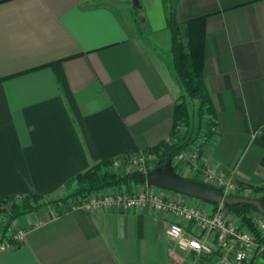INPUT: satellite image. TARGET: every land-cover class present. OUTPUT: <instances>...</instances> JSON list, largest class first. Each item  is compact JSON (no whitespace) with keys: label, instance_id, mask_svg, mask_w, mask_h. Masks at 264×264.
Wrapping results in <instances>:
<instances>
[{"label":"crops","instance_id":"0c3cea01","mask_svg":"<svg viewBox=\"0 0 264 264\" xmlns=\"http://www.w3.org/2000/svg\"><path fill=\"white\" fill-rule=\"evenodd\" d=\"M173 3L178 22L205 15L203 76L218 133L203 145L202 160L264 187V0ZM138 4L0 0V200L62 196L96 162L50 62L60 60L98 161L179 136L170 132L183 88L172 67L164 2ZM128 170L122 163L115 172ZM111 188H153L196 207L214 204L146 183L99 192ZM174 219L148 207L59 212L51 204L16 218L4 233L0 225L1 239L28 228L21 243L0 251V264H178L182 252L164 233ZM251 264H264V257Z\"/></svg>","mask_w":264,"mask_h":264},{"label":"built area","instance_id":"2783aa9c","mask_svg":"<svg viewBox=\"0 0 264 264\" xmlns=\"http://www.w3.org/2000/svg\"><path fill=\"white\" fill-rule=\"evenodd\" d=\"M211 131L216 136L217 125H213ZM211 138L200 135L198 143L187 146L170 159L172 166L177 171L181 167L185 170L183 172L190 175L188 177L219 187L224 193L254 196V188L235 179L233 173L225 176L212 162L202 160L203 145ZM148 161L156 163V156L148 151H139L114 158L108 166L115 171L122 163H126L145 174L152 168L147 166ZM105 207L118 211L148 207L173 216L175 219L167 224L164 233L177 250L195 257L189 264H200L206 260L213 264H248L253 258L264 257V214L258 211L251 213L254 230H250L230 221L222 202L214 203L210 208H200L191 205L187 197L165 198L153 188L127 194L109 189L85 197H72L65 210L82 208L94 211ZM27 230L25 226L18 227L3 237L0 251H7L14 244L21 243Z\"/></svg>","mask_w":264,"mask_h":264},{"label":"trees","instance_id":"16d2710c","mask_svg":"<svg viewBox=\"0 0 264 264\" xmlns=\"http://www.w3.org/2000/svg\"><path fill=\"white\" fill-rule=\"evenodd\" d=\"M163 2L166 11L165 23L169 34L172 67L183 88V93L179 94L175 99L170 132L171 137L178 134L179 136L174 141H161L146 150L156 156L154 166L162 165L166 160L172 159L180 150L198 143L200 135H205L206 137L215 136L211 131V127L216 125L214 108L203 76L205 15L189 18L184 22H178L176 19V6L173 0H163ZM48 65L54 70L69 108L83 132L88 150L96 161L86 170L76 174V186L60 196L58 200L62 202L68 196L77 197L97 193L106 187L145 183V174L143 172L137 170H128L123 173L115 172L106 169L109 165V160H97L96 153L82 122L78 106L61 68L60 60L50 62ZM188 99L196 100V104L191 109L188 105ZM180 123L184 126V131L181 134L176 128ZM173 168L178 172L175 166ZM193 178L196 179L195 177ZM253 188L257 191L264 189V187ZM260 196L264 199V194ZM19 199L18 201L16 196L10 195L0 200V204H8L5 207H0V213L6 217L3 224V233L16 218L47 205V202L44 201L45 198L37 192H29L19 197ZM54 202L49 201L48 204H53ZM224 207L229 213L235 215L245 227L254 230L251 213L257 210L253 204L233 202L225 203ZM248 264H251V262Z\"/></svg>","mask_w":264,"mask_h":264},{"label":"water","instance_id":"95a60500","mask_svg":"<svg viewBox=\"0 0 264 264\" xmlns=\"http://www.w3.org/2000/svg\"><path fill=\"white\" fill-rule=\"evenodd\" d=\"M138 6V0H132ZM145 183L161 189L175 191L189 197L208 203L247 202L253 204L256 210L264 214V199L261 197L241 196L224 193L222 189L205 181L183 176L176 172L170 159L162 165H157L145 173Z\"/></svg>","mask_w":264,"mask_h":264},{"label":"rangeland","instance_id":"374dc122","mask_svg":"<svg viewBox=\"0 0 264 264\" xmlns=\"http://www.w3.org/2000/svg\"><path fill=\"white\" fill-rule=\"evenodd\" d=\"M169 58L171 59V56L169 54ZM196 104V100H191V99H188V105H189V108L191 109L194 105ZM177 130H179L180 134L183 133L184 131V126L180 123L176 126ZM154 161H148L147 162V166H151V167H154L155 163H153ZM110 163V162H109ZM118 166L115 167V169L117 168ZM106 169L110 170V166H107ZM129 170H136L133 166H129ZM179 171L183 172L185 171L184 169H182L181 167L178 169ZM138 171V170H137ZM185 173V172H184ZM110 191H119V192H124L127 194L126 191H123L121 189H113L111 188ZM255 195L252 196V197H261L260 195L264 193V189L262 191H257L255 190ZM64 195V194H62ZM87 195H81V196H77L78 198L80 197H85ZM72 197L74 198H77L76 196H68V198L65 200V201H59L58 199L60 198V195L59 196H56L52 199H44L45 202H47V205H51V204H48L49 201H55L53 204L56 205L58 207V211L61 212L63 210H65L67 208V204H69V200L72 199ZM20 199L18 198V201ZM8 204L6 203H3V204H0V207H5L7 206ZM6 220V217L0 213V225L3 226L4 222ZM1 231H2V227H0V234H1ZM170 245H172L171 241H170ZM177 258H178V264H189L190 262L194 261L195 257L192 255V254H188V253H177L176 254ZM202 264H213L212 262H210L209 260H206L205 262H201ZM200 263V264H201Z\"/></svg>","mask_w":264,"mask_h":264}]
</instances>
